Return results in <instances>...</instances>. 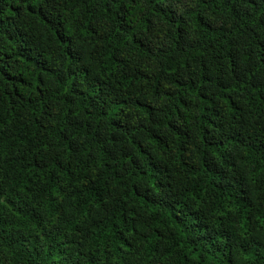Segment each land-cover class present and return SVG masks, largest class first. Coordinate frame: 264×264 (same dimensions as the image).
I'll list each match as a JSON object with an SVG mask.
<instances>
[{
  "label": "trees",
  "instance_id": "obj_1",
  "mask_svg": "<svg viewBox=\"0 0 264 264\" xmlns=\"http://www.w3.org/2000/svg\"><path fill=\"white\" fill-rule=\"evenodd\" d=\"M0 264H264V0H0Z\"/></svg>",
  "mask_w": 264,
  "mask_h": 264
}]
</instances>
